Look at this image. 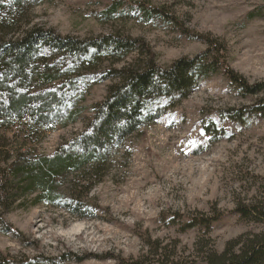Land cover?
I'll use <instances>...</instances> for the list:
<instances>
[{"label":"rangeland","instance_id":"rangeland-1","mask_svg":"<svg viewBox=\"0 0 264 264\" xmlns=\"http://www.w3.org/2000/svg\"><path fill=\"white\" fill-rule=\"evenodd\" d=\"M112 1L25 0L24 11L14 14L15 27L4 30L8 37L34 25L80 38L117 32L143 38L166 67L209 49L205 39L189 37L175 22L134 17L140 4L159 6L195 36L224 43L230 67L250 84L264 82V0H120L113 17L104 18ZM99 68L92 63L86 71L91 76ZM79 75L85 73L76 74L72 117L40 128L24 150L52 153L84 129L112 80L90 82V76ZM31 82L41 84L38 77ZM262 98L264 90L246 95L221 71L211 75L156 122L113 147L106 177L89 195L93 218H76L61 207L36 203L35 194L23 195L4 215L14 231L0 229V255L32 264H115V257L149 253L157 240L175 249L183 264H206L196 257L202 242L221 252L229 240L263 226L243 221L234 209L264 187V116L232 125L229 112ZM14 143L21 145L20 136ZM213 207L222 217L210 233L187 227V216L212 213Z\"/></svg>","mask_w":264,"mask_h":264},{"label":"trees","instance_id":"trees-1","mask_svg":"<svg viewBox=\"0 0 264 264\" xmlns=\"http://www.w3.org/2000/svg\"><path fill=\"white\" fill-rule=\"evenodd\" d=\"M24 1L0 0V229L4 232L14 231L6 223L5 213L20 197L29 194H35L36 203L61 207L76 218H93L89 195L105 179L113 147L156 122L211 75L221 71L246 95L264 90V82L250 84L230 67L224 43L208 35L195 36L164 7L144 8L140 4L134 17L176 23L189 37L205 39L209 49L199 55L179 57L166 67L156 61L143 38L117 32L80 38L34 25L8 37L4 29L15 27L14 14L24 11ZM123 3L112 1L104 10V18L113 17L110 14ZM131 53L138 55L137 60L126 58ZM106 61L109 63L103 68ZM92 63L100 68L90 76L86 69ZM78 69L85 73L79 75L82 78L90 76V82L112 80L105 98L94 105V114L84 129L52 153L24 150L23 146L32 143L40 128L59 120H66L62 123L65 124L72 117ZM37 77L41 84H32ZM229 112L234 118L232 125L250 123L253 118L264 116V98ZM24 119L29 120L23 123ZM19 136L18 147L14 140ZM234 212L243 221L261 224L262 228L229 240L221 252L202 242L196 257L206 264H264V187L255 199L239 201ZM221 217L222 211L213 207L212 213L187 216L186 224L210 233L213 223ZM150 243L149 253L137 258L115 257V264H183L175 249L162 247L157 240ZM84 259L79 257L77 261ZM0 264L32 262L22 263L0 255Z\"/></svg>","mask_w":264,"mask_h":264}]
</instances>
